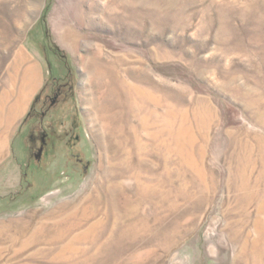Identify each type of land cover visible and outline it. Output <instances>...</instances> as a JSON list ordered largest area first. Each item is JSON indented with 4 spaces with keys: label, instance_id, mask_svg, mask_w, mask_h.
Listing matches in <instances>:
<instances>
[{
    "label": "rangeland",
    "instance_id": "374dc122",
    "mask_svg": "<svg viewBox=\"0 0 264 264\" xmlns=\"http://www.w3.org/2000/svg\"><path fill=\"white\" fill-rule=\"evenodd\" d=\"M96 58L154 91L160 117L119 107ZM31 111V124L43 113L65 122L63 145L74 134L84 163L70 170L67 151L48 178L26 167ZM258 140L264 0H0V224L68 212L92 194L104 246L76 264H264ZM25 257L7 248L0 264L51 263Z\"/></svg>",
    "mask_w": 264,
    "mask_h": 264
},
{
    "label": "bare ground",
    "instance_id": "6f19581e",
    "mask_svg": "<svg viewBox=\"0 0 264 264\" xmlns=\"http://www.w3.org/2000/svg\"><path fill=\"white\" fill-rule=\"evenodd\" d=\"M63 40L70 45H76L80 41V37L67 30ZM96 65L98 66L97 69H99V72H97L98 78L106 77L108 79L111 77L110 80H113L108 96H114L115 102L119 107L128 108L132 101L140 105L143 104L145 114L151 113L156 118L160 117L158 112L159 102L155 98L154 91L150 90L149 93L141 94L140 89L133 83L118 77L114 73L117 67L116 61L114 63H104L101 58H96ZM167 117L168 114L163 116L164 119H167ZM238 144H241V142H237ZM262 148L264 149V141L258 140L256 149L261 156V161H264V156L261 153ZM240 156L243 155L239 153L238 149L234 150L232 157L236 171L233 168L230 173L229 184L233 178L234 180L236 179L235 172L239 177L240 164L242 163ZM263 173L264 171L261 172V174ZM250 177L252 178L251 174ZM241 181L244 183L242 176ZM163 183L167 184V180L162 179L161 182H157L160 188H163ZM160 192L162 196L167 194V191L162 189ZM160 192H158L159 195ZM92 198L93 195L90 194L81 204L68 212L60 213V209H56L53 213L39 217L37 211L31 214L28 219L24 218L0 224V254L5 249L12 248L13 254L26 256V262L44 258V260L51 262L50 264H76L78 261H82L80 260L82 257L86 258L84 261L94 259L95 252L91 253V248L89 249V247L94 245L96 251L103 249L104 243H101V233L99 231H103L105 223L89 210L88 201L92 200ZM259 225H256L255 231L262 234L263 231ZM232 232L234 235L236 231L232 230ZM170 241L171 239L168 240V242Z\"/></svg>",
    "mask_w": 264,
    "mask_h": 264
},
{
    "label": "flooded vegetation",
    "instance_id": "af4514ba",
    "mask_svg": "<svg viewBox=\"0 0 264 264\" xmlns=\"http://www.w3.org/2000/svg\"><path fill=\"white\" fill-rule=\"evenodd\" d=\"M56 104V100L52 101L50 103V109H53ZM46 118L47 114L43 113L42 117L38 120V122H34L33 124H31L32 122L29 123V121L36 119V113L34 111L30 112V115L28 117L29 127L27 131V136L25 138V144L27 154L26 167L29 166L30 168H38L39 171H42L41 173L43 174V176H45V178H48L50 176L49 168L51 164L55 162L58 157L62 156V153L66 154L67 151L69 152L71 165H69L68 168L70 170L72 169L71 167L73 165L74 159H76V163L74 162L75 164H77V162L79 164H83L84 160L82 158H78V155L76 154L78 140L76 139L77 141H75L74 139H72L74 134H72L70 138H67L69 139V142H67L66 145H63L65 143L64 139L66 136V128H68L66 126L67 124H65V122L61 120L59 122H55L54 120L46 122ZM75 130L78 129L75 128ZM84 166V168H86V165Z\"/></svg>",
    "mask_w": 264,
    "mask_h": 264
},
{
    "label": "crops",
    "instance_id": "0c3cea01",
    "mask_svg": "<svg viewBox=\"0 0 264 264\" xmlns=\"http://www.w3.org/2000/svg\"><path fill=\"white\" fill-rule=\"evenodd\" d=\"M13 114H14V113H13ZM14 117H15L14 120L16 121L18 117H17V116H14Z\"/></svg>",
    "mask_w": 264,
    "mask_h": 264
}]
</instances>
